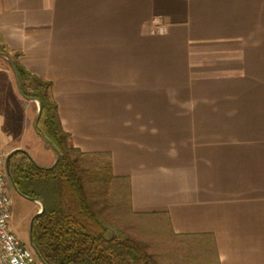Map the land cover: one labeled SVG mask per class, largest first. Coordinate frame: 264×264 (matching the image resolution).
<instances>
[{"label": "crops", "instance_id": "crops-1", "mask_svg": "<svg viewBox=\"0 0 264 264\" xmlns=\"http://www.w3.org/2000/svg\"><path fill=\"white\" fill-rule=\"evenodd\" d=\"M0 35L72 146L130 178L134 212L212 235L220 264H264V0H0ZM10 71L26 134L39 103Z\"/></svg>", "mask_w": 264, "mask_h": 264}, {"label": "trees", "instance_id": "trees-1", "mask_svg": "<svg viewBox=\"0 0 264 264\" xmlns=\"http://www.w3.org/2000/svg\"><path fill=\"white\" fill-rule=\"evenodd\" d=\"M0 51L16 66L22 96L39 103L38 132L57 153L51 168L39 167L21 151L7 157L16 192L44 206L30 230L37 259L43 264H220L212 235H178L166 213L134 212L130 178L114 175L111 155L74 148L51 84L28 71L20 52L10 51L1 35Z\"/></svg>", "mask_w": 264, "mask_h": 264}, {"label": "rangeland", "instance_id": "rangeland-1", "mask_svg": "<svg viewBox=\"0 0 264 264\" xmlns=\"http://www.w3.org/2000/svg\"><path fill=\"white\" fill-rule=\"evenodd\" d=\"M2 65H5L6 69L10 71L5 56L0 54V154L4 157L5 146L17 144L24 138L22 141L26 148L25 152L35 164L41 168H51L57 160V153L36 134L34 130L35 120L31 126L29 125L27 133L22 134L23 110L27 102L20 104L16 102L10 93L5 76L1 73ZM10 73L12 72L10 71ZM11 75L13 74L9 76ZM7 192L12 200L10 230L25 247L32 249L29 238L30 224L40 209H37L38 207L33 201L20 196L10 182L7 183Z\"/></svg>", "mask_w": 264, "mask_h": 264}, {"label": "built area", "instance_id": "built-area-1", "mask_svg": "<svg viewBox=\"0 0 264 264\" xmlns=\"http://www.w3.org/2000/svg\"><path fill=\"white\" fill-rule=\"evenodd\" d=\"M6 162L7 157L0 156V264H40L33 250L10 230L12 200L7 192Z\"/></svg>", "mask_w": 264, "mask_h": 264}, {"label": "water", "instance_id": "water-1", "mask_svg": "<svg viewBox=\"0 0 264 264\" xmlns=\"http://www.w3.org/2000/svg\"><path fill=\"white\" fill-rule=\"evenodd\" d=\"M0 54L5 55L4 53H0ZM7 61H8V63H9V65H10V67H11V70H12V72H13V74H14V77H15V79H16V81H17V84H18V87H19V91H20V80H19V75H18V72H17L16 66H15L13 60H12L10 57H7ZM28 99H30V98H28ZM30 100L37 101V100H35V99H30ZM39 119H40V108H38L37 116H36V119H35V122H34V130H35L36 134L39 135V137H40V138H41V139H42V140H43V141H44L49 147H51L50 144L48 143L47 139L44 138L42 135H40L39 132H38V122H39ZM51 148L56 152V150H55L53 147H51ZM21 152L26 153V152L23 151V150H21ZM6 167H7V172H8V159H7V162H6ZM33 202H36V203H39V204H40V210H39L38 213L34 216V218H35V217L39 216V215L44 211V206H43V204H41L40 202H37V201H33ZM32 221H33V219H32ZM32 221H31V224H30V230H31V226H32ZM29 238H30V246L32 247L31 235H30ZM38 259H39L40 263L43 264L42 260H41L39 257H38Z\"/></svg>", "mask_w": 264, "mask_h": 264}]
</instances>
